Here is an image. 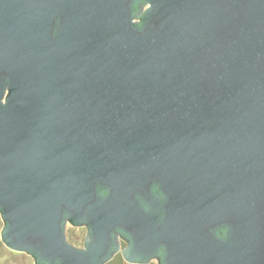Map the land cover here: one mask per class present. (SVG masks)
<instances>
[{
  "label": "water",
  "instance_id": "95a60500",
  "mask_svg": "<svg viewBox=\"0 0 264 264\" xmlns=\"http://www.w3.org/2000/svg\"><path fill=\"white\" fill-rule=\"evenodd\" d=\"M141 1L0 0L2 238L37 264L122 239L129 263L264 264V0Z\"/></svg>",
  "mask_w": 264,
  "mask_h": 264
},
{
  "label": "rangeland",
  "instance_id": "374dc122",
  "mask_svg": "<svg viewBox=\"0 0 264 264\" xmlns=\"http://www.w3.org/2000/svg\"><path fill=\"white\" fill-rule=\"evenodd\" d=\"M70 224V235L71 240L76 242L77 244L84 246L87 234H88V226L81 225L75 226ZM4 228V219L0 212V264H37L34 257L25 252V251H17L10 248L2 238V230ZM121 254L122 260L116 255ZM115 255V257L109 261V264H135L129 263L123 257L122 252H119ZM152 264H159L158 259H153Z\"/></svg>",
  "mask_w": 264,
  "mask_h": 264
},
{
  "label": "flooded vegetation",
  "instance_id": "af4514ba",
  "mask_svg": "<svg viewBox=\"0 0 264 264\" xmlns=\"http://www.w3.org/2000/svg\"><path fill=\"white\" fill-rule=\"evenodd\" d=\"M148 7V3L145 1V0H142L141 2H139V5H138V10H137V14H142L144 12L145 9H147ZM128 245L127 241L122 239L121 240V250L119 252H122V250ZM118 252V253H119ZM150 263V262H149ZM135 264H138V263H135ZM148 264V263H147Z\"/></svg>",
  "mask_w": 264,
  "mask_h": 264
},
{
  "label": "trees",
  "instance_id": "16d2710c",
  "mask_svg": "<svg viewBox=\"0 0 264 264\" xmlns=\"http://www.w3.org/2000/svg\"><path fill=\"white\" fill-rule=\"evenodd\" d=\"M121 256H122L121 254L116 255V257H118V258H120L122 260Z\"/></svg>",
  "mask_w": 264,
  "mask_h": 264
}]
</instances>
